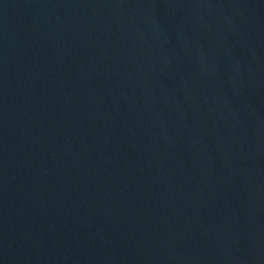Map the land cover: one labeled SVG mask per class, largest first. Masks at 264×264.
Segmentation results:
<instances>
[{"label":"water","instance_id":"obj_1","mask_svg":"<svg viewBox=\"0 0 264 264\" xmlns=\"http://www.w3.org/2000/svg\"><path fill=\"white\" fill-rule=\"evenodd\" d=\"M0 264H264V0H0Z\"/></svg>","mask_w":264,"mask_h":264}]
</instances>
